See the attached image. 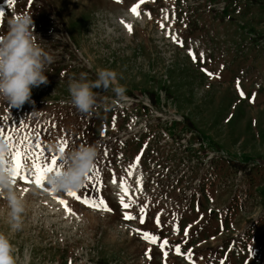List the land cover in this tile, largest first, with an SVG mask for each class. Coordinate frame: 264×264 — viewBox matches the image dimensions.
<instances>
[{"label":"rangeland","instance_id":"374dc122","mask_svg":"<svg viewBox=\"0 0 264 264\" xmlns=\"http://www.w3.org/2000/svg\"><path fill=\"white\" fill-rule=\"evenodd\" d=\"M0 12V32L13 13L31 15L53 57L29 102L0 101V163L10 168L16 147L59 160L62 145L75 147L72 123L95 118L107 140L83 189L104 179L101 189L130 204L109 219L68 191L17 177L20 231L0 199V233L16 264H264V0H0ZM101 68L117 73L124 98L113 104L111 87L93 89L97 106L80 113L68 85L82 73L94 82ZM47 125L55 137L40 138ZM52 139L47 151L40 141Z\"/></svg>","mask_w":264,"mask_h":264},{"label":"clouds","instance_id":"9594fccd","mask_svg":"<svg viewBox=\"0 0 264 264\" xmlns=\"http://www.w3.org/2000/svg\"><path fill=\"white\" fill-rule=\"evenodd\" d=\"M52 62L53 57L37 41L32 16L13 13L7 17V30L0 32V101L15 108L29 102L32 88L48 83L44 73L46 64ZM96 76L97 79L89 83L86 74L82 73L79 80L73 79L68 85L71 103L80 113L89 114L97 106V94L93 89L107 90L111 87L116 98L113 104L124 98L126 89L117 82L114 70L101 68ZM54 150L55 145H51L50 151ZM7 151V143L0 141V154L6 155ZM97 156L98 148L91 144H80L68 151L59 150V167L46 176L50 190L53 193L78 191L92 170ZM15 183L9 168L0 163V199L6 201L11 229L20 231L25 206ZM0 264H16L13 245L2 233Z\"/></svg>","mask_w":264,"mask_h":264},{"label":"snow or ice","instance_id":"6c2138e0","mask_svg":"<svg viewBox=\"0 0 264 264\" xmlns=\"http://www.w3.org/2000/svg\"><path fill=\"white\" fill-rule=\"evenodd\" d=\"M8 2L11 4L12 0H8ZM144 0H140V3H143ZM138 8H139V4L134 5L130 11L134 14V15H139L140 13L138 12ZM0 16H3V13L0 12ZM151 18V17H149ZM167 19V16L165 17ZM121 23H124L123 21H121ZM126 29L129 31V33H131L132 31V26L131 25H127L125 24ZM161 27L163 28L164 25L161 24ZM172 39L175 41L176 37L172 36ZM191 54V53H190ZM195 59V57H193ZM9 123V122H8ZM9 125H11V123H9ZM5 130L3 128H0V135H4ZM5 139H9V137L5 136ZM41 147L40 144L36 145V148L39 149ZM65 150V146H61L60 147V151H64ZM28 161H31V170L30 172H28L27 174H25V169L27 168V164ZM136 161H139V157L136 158ZM0 162H5V155L4 154H0ZM11 167L9 168V170L11 171L12 175H13V179L16 181V178L19 177V179L21 181H23L24 183H35L37 187H41L42 183L45 179V174L52 172L53 170L57 169L59 167V160L58 158L53 155L50 158V161L48 160L47 157H43L41 153L39 152H28V151H21L19 147H16V150L14 152L11 153V161H10ZM135 166V165H133ZM31 177V180H30ZM89 177L87 176L86 179H88ZM113 182L115 183V179H113ZM91 187V185H90ZM121 188L123 191H127V189L124 187V182L123 180H121ZM26 190V189H25ZM70 197H74L78 200H81V202H83L84 204L90 206V207H94L97 210H104V211H110V209L108 208V206L105 204V201L103 199H97L95 201H91L88 199V196H83V198H81V196H78L76 192L74 191H68L67 193ZM90 195V193H89ZM62 205L66 206V202L64 200H60L59 201ZM121 206L124 209H128L130 207L129 203H125L123 198H121ZM143 209H141V219L140 222L144 223V217H143ZM124 219L125 220H131L134 219V217L130 216L127 212H125L124 214ZM157 224H159V217H157ZM185 234H187L186 230H185ZM142 238L145 239L146 241L155 244L158 240V237L152 234H149L147 232L142 234ZM169 242L167 240L163 241V243L160 244L161 249H163ZM176 252L177 254H180V248L177 245L176 246ZM147 255V253H146ZM165 256H167V252L164 253ZM150 258V257H149Z\"/></svg>","mask_w":264,"mask_h":264},{"label":"trees","instance_id":"16d2710c","mask_svg":"<svg viewBox=\"0 0 264 264\" xmlns=\"http://www.w3.org/2000/svg\"><path fill=\"white\" fill-rule=\"evenodd\" d=\"M81 117V115L79 116ZM100 121H98L97 119L94 118V120H88L86 121V123H72L71 127L69 128V133L71 135L74 136L75 138V146H79L80 144H91L95 146H99L101 145V143H104V141H106L107 139L105 138H97V131L99 130V134H100V129L98 128ZM47 136H54L55 134L53 132V130L51 129L50 125H47L43 128V130L39 133V137L43 138V137H47ZM47 139V138H46ZM51 140V139H50ZM50 140H41V142L44 143V147L48 148V150H50V143L52 142L51 145H55V139H52V141ZM136 144L137 146L142 144V140L140 139V137L137 138L136 140ZM39 144V143H37ZM38 150V149H37ZM46 157V156H44ZM49 160V158H48ZM50 161V160H49ZM46 180V178H45ZM99 183L100 185L97 184H88L84 189H83V195L84 196H88V199L90 201H95L97 199H103L105 201V204L108 206V208L110 209V211H104V210H95L96 212L100 213V216H106L109 219L113 217H118L121 219V204L120 201L117 197L113 196L111 193H106L105 189L102 188L101 183L104 182V179H99ZM91 185V187H90ZM100 187V188H99ZM90 193V195H89ZM80 196V194H79ZM81 198H83L81 196ZM78 203H80L81 205L87 207L88 205L84 204L83 202H81V200H78L76 198H74ZM121 215V216H120ZM133 217V215H132ZM147 217V216H146ZM149 225V220L145 219L144 223L142 224V226L147 227Z\"/></svg>","mask_w":264,"mask_h":264},{"label":"bare ground","instance_id":"6f19581e","mask_svg":"<svg viewBox=\"0 0 264 264\" xmlns=\"http://www.w3.org/2000/svg\"><path fill=\"white\" fill-rule=\"evenodd\" d=\"M131 13H132V12H131ZM128 14H129V13H128ZM128 14H127V15H128ZM132 15H134V14L132 13ZM132 15H131V14H130V15H128V16H129V18H132V19H133V18H137L135 15H134V16H132ZM106 30H107V29H106ZM110 31H111V30H110Z\"/></svg>","mask_w":264,"mask_h":264}]
</instances>
